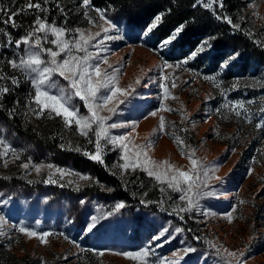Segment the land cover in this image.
I'll return each mask as SVG.
<instances>
[{
  "label": "rangeland",
  "instance_id": "374dc122",
  "mask_svg": "<svg viewBox=\"0 0 264 264\" xmlns=\"http://www.w3.org/2000/svg\"><path fill=\"white\" fill-rule=\"evenodd\" d=\"M32 1L0 11L36 14ZM241 4L237 21L264 46V0ZM74 5L75 23L35 16L17 35L0 16V248L17 264H264V138L251 118L264 66L232 98L217 85L232 51L216 65L206 40L185 55L170 48L177 29L156 42L157 17L141 27ZM74 159L138 194L116 199Z\"/></svg>",
  "mask_w": 264,
  "mask_h": 264
},
{
  "label": "trees",
  "instance_id": "16d2710c",
  "mask_svg": "<svg viewBox=\"0 0 264 264\" xmlns=\"http://www.w3.org/2000/svg\"><path fill=\"white\" fill-rule=\"evenodd\" d=\"M2 6L12 5L11 0H1ZM22 2V0H19ZM92 4L100 8L115 11L119 17L128 22L141 27L148 26L155 17L157 22L151 29L152 38L158 42L163 39L170 38L173 30L177 29V37L171 43V50H177L182 55L188 54L190 51L197 49L204 40L212 48L214 64H218L223 60V54L232 51L237 54V61L230 66L228 70H224L217 77V84L222 90H237L230 95L232 98L242 97L239 90L243 89L242 81L254 75L255 72H249L251 66H264V46L258 43L245 27L243 21H237V16L241 15V0H217L221 7L217 5L212 8H204L199 4V0H91ZM36 14L15 10L12 7L9 10L1 9L0 16L7 15L11 19L10 33L20 34L26 31H20L24 22H30V19L36 16V19L51 21L54 18L59 20L69 17V22L75 23L79 16L74 9V4H80L81 0H34ZM16 4L13 3L12 6ZM24 6V5H22ZM240 18V17H239ZM5 18H3L4 20ZM83 21H86L84 19ZM0 25H4L0 18ZM237 68V72L234 69ZM240 81V83H238ZM237 86V87H234ZM263 99L254 106L251 114L252 124L259 123L258 137L264 138V89L260 91ZM251 95L245 96L246 100ZM14 129L23 133L28 138H35L33 134L22 131V127L18 121L13 123ZM43 133V131H42ZM40 135V134H39ZM38 137V136H37ZM39 140V138H36ZM74 164H84L90 168L103 181L107 187L111 189V194L118 200L130 203L133 193L128 189V183H122L115 176L105 173L96 163H91L88 159H74ZM139 187L137 188L140 190ZM2 246V245H1ZM18 259L14 255H9L3 248H0V264H17Z\"/></svg>",
  "mask_w": 264,
  "mask_h": 264
}]
</instances>
